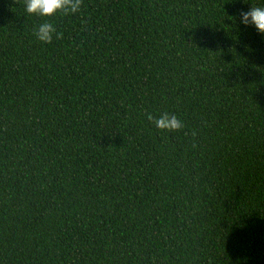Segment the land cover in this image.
Wrapping results in <instances>:
<instances>
[{
	"label": "trees",
	"instance_id": "1",
	"mask_svg": "<svg viewBox=\"0 0 264 264\" xmlns=\"http://www.w3.org/2000/svg\"><path fill=\"white\" fill-rule=\"evenodd\" d=\"M252 5L0 0V264H264ZM46 21L62 39H37Z\"/></svg>",
	"mask_w": 264,
	"mask_h": 264
},
{
	"label": "clouds",
	"instance_id": "2",
	"mask_svg": "<svg viewBox=\"0 0 264 264\" xmlns=\"http://www.w3.org/2000/svg\"><path fill=\"white\" fill-rule=\"evenodd\" d=\"M83 0H25L26 12L30 15L41 17H52L57 13L64 15L75 14L80 11ZM241 23L254 25L257 31L264 35V7L254 6L247 12H241ZM38 40L51 43L55 35L56 39H62L63 33H57L56 27L50 22L41 23L33 33ZM148 119L160 130L176 131L184 127L183 122L175 115L163 113L159 118L154 119L151 114Z\"/></svg>",
	"mask_w": 264,
	"mask_h": 264
}]
</instances>
